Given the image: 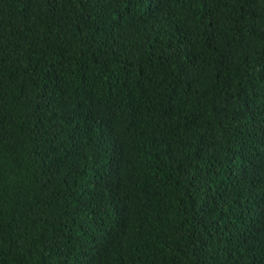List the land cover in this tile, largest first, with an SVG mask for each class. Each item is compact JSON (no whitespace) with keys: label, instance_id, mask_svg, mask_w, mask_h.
Wrapping results in <instances>:
<instances>
[{"label":"trees","instance_id":"obj_1","mask_svg":"<svg viewBox=\"0 0 264 264\" xmlns=\"http://www.w3.org/2000/svg\"><path fill=\"white\" fill-rule=\"evenodd\" d=\"M0 264H264V0H0Z\"/></svg>","mask_w":264,"mask_h":264}]
</instances>
